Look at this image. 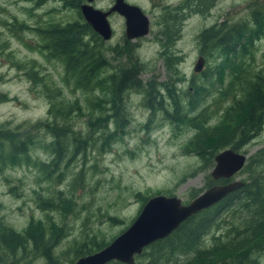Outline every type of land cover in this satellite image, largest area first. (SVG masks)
I'll return each mask as SVG.
<instances>
[{
    "label": "trees",
    "instance_id": "obj_1",
    "mask_svg": "<svg viewBox=\"0 0 264 264\" xmlns=\"http://www.w3.org/2000/svg\"><path fill=\"white\" fill-rule=\"evenodd\" d=\"M44 1L36 0L35 5ZM60 1L62 7L75 10L78 18L64 23L44 21L33 27L13 22L11 31L31 30L37 39L36 50L62 66L63 88L81 94V99L64 97L60 86L42 80L29 66V78L41 84L38 92L47 101L45 117L21 134L0 125V171L7 166L29 164L36 169L38 183L50 186L59 183L69 165L74 166L80 158V167L69 172L67 185L74 189L82 181L85 154L90 153L88 146H96V154L109 151L116 132H109L106 124L121 109L127 91L141 92L144 105L160 112L176 128L192 130L183 151L198 156L201 167H209L213 156L223 148L239 151L259 133L264 124V69H255L252 64L254 42L264 38V1L251 8L247 20L228 25L214 23L203 29L198 53L205 65L200 72L186 75L179 69L180 56L167 47L159 52L164 78L156 80L150 76L143 81L139 75L144 64L139 61L111 70L107 53L114 56V47L107 45L83 20L77 0ZM124 46L129 55L133 54L131 43ZM183 83L184 89L178 86ZM0 99L5 100L2 93ZM208 99L218 108L207 111L204 103ZM225 100L228 103L222 105ZM79 119H84L86 130L82 125L76 127ZM99 127L105 130L102 134L96 133ZM33 147L46 152L45 158L33 155ZM239 172L244 175L242 186L188 216L165 237L146 245L134 256L133 264H258L264 250V152L249 155ZM233 179L213 180L207 175L204 188ZM47 192L50 195L34 192V203L41 211L54 210L62 216L74 211V200L64 196V192L57 190L54 196L49 189ZM135 195L140 200L139 207L149 196ZM195 195L190 193V198ZM108 220L111 224L120 222L113 216ZM65 232V224L51 220L47 214L44 220L29 217L19 231L0 217V262L6 259V264H31V257L37 256L42 264H59L53 248ZM208 237L212 240L210 245L206 243ZM111 239L104 241L95 233L84 237L71 247L69 263L101 249Z\"/></svg>",
    "mask_w": 264,
    "mask_h": 264
},
{
    "label": "rangeland",
    "instance_id": "obj_2",
    "mask_svg": "<svg viewBox=\"0 0 264 264\" xmlns=\"http://www.w3.org/2000/svg\"><path fill=\"white\" fill-rule=\"evenodd\" d=\"M100 1L106 3V0ZM260 1L264 0H219L204 17L197 12L187 16L181 24V36L177 43L172 45L155 42L147 36L132 41L134 52L131 55L127 53L121 39L123 24L118 19L113 20L112 35L109 40H103L115 49L114 56L107 53L110 69L117 71L129 65L131 61H139L144 64L139 75L142 81L150 76L162 80L164 69L159 52L167 47L173 50L174 46L173 53L180 56L179 69L190 76L194 72L193 65L198 56L199 48L195 35L199 28L221 21L228 25L247 20L251 8ZM35 2L36 0H0V93L5 99H0V125L17 130L20 134L23 130L31 129L35 121L43 119L47 109L45 97L38 92L41 84L29 78V66L42 80L54 87L60 86L64 97L72 99L73 96H78L81 99V94L63 88L62 66L55 60L46 59L36 50L37 39L31 30L11 31L10 24L13 22H24L33 27L44 21L64 23L78 18L75 10L62 7L60 0H45L41 5H35ZM254 46L252 66L263 70L264 38H258ZM208 61L213 62V59ZM185 83L178 86L184 89ZM143 102L142 93L139 91H127L123 94L121 109L112 121L106 124L109 132H116L115 139L110 142L109 151L96 154L93 151L96 146H88L90 153L85 154L81 169L82 181L74 189L67 185L70 180L69 172L80 167V158L74 166L69 165L68 172L59 183L54 182L50 186L38 183L36 169L29 164L23 163L18 167L7 166L2 169V220L16 231L26 225L29 217L44 220L45 214L51 220L65 224L66 232L53 248V253L58 256L59 264H70L68 260L71 247L76 242L93 233L104 241L109 240L132 221L141 208L135 193L152 196L157 192H168L177 196L182 203H187L192 199L190 193L195 192L197 195L203 191L205 178L209 175L213 163L207 168L201 167L198 156L183 151V146L193 133L192 130L184 126L176 128L173 123L162 118L160 112L149 110V105H144ZM149 103L151 104L150 101ZM226 103L227 100L222 105ZM204 104L207 111L218 108V104L211 105L210 99ZM222 105H219V108ZM75 119L76 124L78 118ZM79 120L80 124L76 127L82 125L83 130H86L84 119ZM104 131L99 127L96 133L102 134ZM97 144L98 142L95 143ZM260 150L264 152V124L259 133L239 149L247 157ZM32 153L40 159L47 155L40 147H33ZM243 177L242 173L237 172L232 178L241 180ZM48 189L53 192V196L57 190H61L64 196L71 197L75 202L74 211H67L63 216L54 210L41 211L34 203V192L50 195ZM112 216L120 222L111 224L108 217ZM206 243H212L210 237ZM31 258V264L43 263L37 256ZM4 261L7 262L6 259ZM257 261L258 264H264V250ZM5 262L0 264H6ZM17 264L24 263L19 261Z\"/></svg>",
    "mask_w": 264,
    "mask_h": 264
},
{
    "label": "water",
    "instance_id": "obj_3",
    "mask_svg": "<svg viewBox=\"0 0 264 264\" xmlns=\"http://www.w3.org/2000/svg\"><path fill=\"white\" fill-rule=\"evenodd\" d=\"M79 7L83 20L103 40L110 38L111 29L106 20L110 11H100L88 2ZM114 9L124 17L126 38L144 36L147 33V20L135 6L116 0ZM203 58L198 56L193 65L194 72H200ZM247 156L231 148H223L213 156V166L209 175L213 180L232 178L243 167ZM243 182L233 179L226 183L214 184L194 196L187 203L174 195L155 194L142 204L132 221L101 249L77 258L73 264H107L116 261L133 264L134 256L149 243L168 235L188 216L207 208L221 200L228 193L238 189Z\"/></svg>",
    "mask_w": 264,
    "mask_h": 264
},
{
    "label": "flooded vegetation",
    "instance_id": "obj_4",
    "mask_svg": "<svg viewBox=\"0 0 264 264\" xmlns=\"http://www.w3.org/2000/svg\"><path fill=\"white\" fill-rule=\"evenodd\" d=\"M128 5L135 6L139 9L142 15L147 20V33L144 36L135 37L133 39L126 38L124 32V17L115 9L116 0H106V3L100 0H91L88 2L92 7L100 11H110L106 20L111 29V21L120 20L123 24L121 39L124 44L133 43L145 37H149L151 41L177 43L180 40L181 24L189 16L190 13L197 12L201 17H204L214 6L219 3V0H122ZM86 3L85 0H77L78 9L81 4ZM80 12V11H79ZM81 15V14H80ZM82 17V16H81ZM217 22V21H216ZM222 22V21H221ZM220 22V23H221ZM209 26L200 27L195 35L197 45L200 40V33ZM112 35V29L111 34ZM103 40V39H102ZM109 40V39H107ZM106 41V40H105ZM174 51V46H172ZM199 48V46H198ZM198 56H202L198 53ZM197 56V57H198ZM203 57V56H202Z\"/></svg>",
    "mask_w": 264,
    "mask_h": 264
},
{
    "label": "bare ground",
    "instance_id": "obj_5",
    "mask_svg": "<svg viewBox=\"0 0 264 264\" xmlns=\"http://www.w3.org/2000/svg\"><path fill=\"white\" fill-rule=\"evenodd\" d=\"M201 57H202V56H201ZM202 58H203V57H202ZM204 62H205V61H204V58H203V64H204ZM203 66H204V65H202V68H203ZM202 68H201V69H202ZM64 72H65V71H64ZM238 180H240V179H238ZM240 181H241V180H240ZM224 197H225V196H224ZM219 201H220V200H219ZM41 255H42V254H41ZM45 257H46V256H45Z\"/></svg>",
    "mask_w": 264,
    "mask_h": 264
}]
</instances>
